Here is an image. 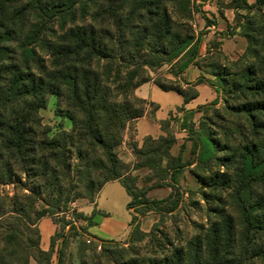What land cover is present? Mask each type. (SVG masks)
Returning <instances> with one entry per match:
<instances>
[{"label":"trees","instance_id":"trees-1","mask_svg":"<svg viewBox=\"0 0 264 264\" xmlns=\"http://www.w3.org/2000/svg\"><path fill=\"white\" fill-rule=\"evenodd\" d=\"M190 4L191 0H0V185L21 189L7 197L8 203L0 202V264H28L30 257L52 264L57 240L58 264H63L67 227L76 226L55 216L70 211L79 198L94 201L107 182H121L131 197L129 208H160L162 201H151L126 179L117 153L125 131L136 130L148 106L155 117L159 105L136 94L150 81L179 93L184 104L199 96L201 83L224 94L223 110L213 109L219 121L204 116L203 134L196 141L202 142V159L209 166V175L199 178L218 207L209 225L185 245H174L163 232L157 239L158 225L149 233L141 231L139 217L133 215L129 243L151 237L156 253L152 255L130 246L115 255L112 245L119 242L87 233L97 212L89 217L72 209L77 219L87 222L76 233L89 237L81 249V264H89L87 249L96 255V264H103L105 254L106 264H122L128 252L132 256L124 264H264V0L234 1L237 22L232 34L248 44L230 67L210 49L201 56L202 37L195 38L191 28L176 19L178 10L188 15ZM166 63L179 67L171 71L178 79H153L151 72ZM192 65L209 68L215 79L185 82L182 74ZM49 95L56 97L57 113L70 119L69 130L51 135L43 123L40 109L47 107ZM218 101L219 97L211 105ZM160 125L167 131L159 139L165 151L159 154L152 148L153 166L166 159V169L178 173L185 164L181 155L171 152L176 143L168 131L171 117ZM212 126L219 131H212ZM146 140L156 139L148 135ZM133 149L141 152L136 143ZM47 216L61 228L51 238L50 250L43 251L38 222Z\"/></svg>","mask_w":264,"mask_h":264},{"label":"rangeland","instance_id":"rangeland-1","mask_svg":"<svg viewBox=\"0 0 264 264\" xmlns=\"http://www.w3.org/2000/svg\"><path fill=\"white\" fill-rule=\"evenodd\" d=\"M214 3L212 6L215 12H212L211 7H207V2ZM235 0H191V11L185 16L183 11L178 10V14L175 15L176 19L186 25H188L192 32L195 34V38L202 37V41H205L210 46L212 55L218 57L221 56V63L226 64L228 67L231 63L237 60L242 54H240V47L238 44L234 47L228 48L230 54H225L220 50L221 40L224 38L227 41H236L234 31L235 24L237 22L235 17V9L233 8ZM253 2L254 0H250ZM233 9L232 24L227 27L224 20L221 19V29L218 30L217 17L220 18L226 8ZM264 13V7H263ZM223 12V13H222ZM245 14V11H241ZM209 21V23H208ZM213 25L215 26L214 28ZM210 27V28H209ZM214 31L213 33H211ZM240 36V35H237ZM242 37V36H241ZM244 38V37H243ZM213 42L218 43L219 47L215 48ZM208 51L204 54L206 56ZM239 55V56H238ZM209 60L205 63H208ZM204 63V64H205ZM233 67V66H232ZM179 67H174L172 64H164L155 72H151L153 79H178L171 71ZM204 72H208L209 68L202 67ZM153 82V81H151ZM184 86V84H183ZM185 87V86H184ZM206 85L200 86V96L187 104L188 108H194L197 105L204 104L208 92ZM217 90V89H215ZM137 91V90H136ZM141 97H146L148 101H153L159 104V108L155 113V117L151 115L153 107L148 106V113L146 117H143L137 121L136 130L132 131L127 129L124 133V141L118 148L117 153L121 162V168L126 176L127 180L137 186V192L145 193L151 201H162L160 208L154 210H148L138 205H133L130 208L128 204L131 200L125 187L120 181L114 180L107 182L99 191L97 197V204H92L93 200L90 198H79L71 204V210L67 213H60L55 216L57 221H71L72 225L76 226L69 230L67 227L66 233L69 236V243L66 251V264H81L82 252L84 248V242L89 243L87 235L76 236L78 227L84 226L87 222H83L82 219H77L72 209H75L77 213H90L93 214L95 209H101L106 211L107 215L104 218H98V225L91 227L90 231L104 238H115L119 245H112L115 255L120 252L121 248L127 247H140L142 255L156 254L152 251L153 242L151 237L145 239L139 244L133 245L129 243L131 238V226L130 234L126 237H118L123 230H129V222L132 220V216L139 217V226L141 231L149 233L158 225L159 231L156 235L157 239L161 240V233H167L170 240L174 245H185L191 240L193 236L202 232L204 227L209 225L210 219L213 218V209L218 207V203L213 202L210 197V189L203 187L199 176L209 175V167L207 159H202L203 148L202 142L196 143L199 136H202L203 130L201 128L203 117L208 115L215 122L219 120L214 115V107L220 109L224 108L225 102L224 94L218 93L219 101L216 104L211 105L212 102H208L205 105L197 107V112L193 115L182 107L184 99L175 91H165L158 87L156 84L146 83L138 92ZM177 110L174 114H170L171 110ZM182 112V113H181ZM181 113V114H180ZM40 115L45 125L51 128L50 134L53 135L60 130H69L71 127V121L65 117L64 114H58L56 110V97L54 95L48 96V105L45 108L40 109ZM171 117V125L168 127V131L175 135L176 143L173 146L171 152L175 157L181 155V162L185 164V167L181 168L180 172L173 173L166 169V159L164 163H159L155 168L154 157L151 156L152 148L159 149V154L165 151V146L159 140L163 135H167V131L163 130L160 122L161 120L169 119ZM184 119V120H183ZM186 129V131H183ZM193 129L194 131H191ZM212 131H219V129L212 126ZM150 135L155 141L146 140V137ZM221 135L218 134L217 137ZM222 137V136H221ZM136 143L138 151L135 152L133 145ZM156 160H159V156H156ZM155 165V164H154ZM213 169L217 168L214 166ZM129 178V179H128ZM179 188L181 194L177 192ZM14 193H21V189L16 184L0 185V202L8 203V198ZM206 195V196H205ZM208 195V196H207ZM210 195V197H209ZM224 199L228 200L227 193H223ZM179 201V205L174 210H169L171 206H174L176 201ZM95 201V200H94ZM42 201H39L38 206H42ZM97 212V211H96ZM34 218V216H32ZM59 225V229L61 225ZM157 228V229H158ZM121 244V245H120ZM91 245V244H87ZM139 245V246H137ZM100 251V248L97 250ZM97 253V252H96ZM95 254L90 249L86 252V261L89 264H96ZM130 252L124 256L122 264L131 258ZM114 260V256L111 257ZM107 255L105 254L102 259V263H107ZM113 264V263H112Z\"/></svg>","mask_w":264,"mask_h":264},{"label":"crops","instance_id":"crops-1","mask_svg":"<svg viewBox=\"0 0 264 264\" xmlns=\"http://www.w3.org/2000/svg\"><path fill=\"white\" fill-rule=\"evenodd\" d=\"M251 2V1H250ZM214 3H211L210 4V1L209 2H207V7H210V6H212ZM213 8V6L211 7V10H212V12H215V10L214 9H212ZM232 12H233V9H231V8H226L225 9V11H224V13H223V15L220 17V18H218L219 16L218 15H216V17H217V23H218V26H217V29L218 30H223V29H221V26H220V23H221V19L222 20H224L225 22H226V24H227V27H229V25H231L232 24V21H233V17H232ZM215 26L213 25V27L212 28H214ZM210 28V27H209ZM214 31H212L211 33H213ZM236 37V41H227V40H225L224 38H220V40H221V45H220V50H222V52L223 53H225L226 55L227 54H230V51L228 52L227 51V49L228 48H231V47H233V48H235L234 47V43H235V45H237L238 44V49H239V47L241 48L239 51H240V54H242L245 50H246V48H247V44H248V42H247V40H246V38H243V37H241V36H237V35H235ZM237 43V44H236ZM210 46L208 45V43H206L205 41H203L202 42V46H201V50H200V55L201 56H204V54L210 49L209 48ZM239 56V55H238ZM182 77H183V79L185 80V82H187V83H195L200 77H205L206 79H208V80H214L215 78H214V76H212L209 72H204L203 70H202V68H200V67H198V66H195V65H192V66H190V67H188L186 70H185V72L182 74ZM147 83H151V84H154L153 82H147ZM146 84V83H145ZM144 85V84H143ZM143 85H141L138 89H137V91L136 92H138V90L143 86ZM202 85H206L207 87H206V90H207V92H208V96L206 97V100H205V102H204V104H200V105H197L196 107H194V108H188L187 107V104H184L183 103V105H180V106H178V107H182V106H184V108L188 111V113H191V112H193V113H196L198 110H197V107L198 106H201V105H205V104H207L208 102H213L217 97H218V95H217V91L215 90V88L214 87H212L209 83H201V84H199L198 86H197V90H198V92H199V96H200V86H202ZM137 94V93H136ZM138 95V94H137ZM139 96V95H138ZM198 96V97H199ZM139 97H141V96H139ZM197 97V98H198ZM141 98H144V99H146V100H149V99H147L146 97H141ZM195 100V99H194ZM193 101V100H192ZM191 101V102H192ZM153 102V101H152ZM190 103V102H189ZM158 104V103H157ZM159 105V104H158ZM177 110V108L175 109V110H171L170 111V114H174V112ZM182 113V112H181ZM180 113V114H181ZM143 117H146V115L145 116H143ZM143 117H141V118H143ZM140 118V119H141ZM166 120V119H165ZM184 120V119H183ZM162 121V120H161ZM161 121H159V122H161ZM160 125V124H159ZM183 131H186V129H183ZM173 154V153H172ZM131 198V197H130ZM97 199H95V201H93L92 202V204H97ZM96 211H97V213H96V215L92 218V222H93V224L92 225H90V226H88V228H87V233L88 234H90V235H93V236H95V237H97V238H99V239H104V240H115V238H113L112 239V236H111V238H104V237H100V236H98L97 234H95V233H93V232H91L90 231V229H91V227H93V226H96V225H98V218H104V215H107V213H106V211H102L101 209H98V208H96L95 209ZM86 215H88L87 213H85ZM90 216H92V213H90L89 214V217ZM83 222H85V221H83ZM130 223L131 222H129V230H127V229H125V230H123V232L121 233V234H119L118 235V237H120L121 236V238H123V237H126V236H128L129 234H130ZM38 227H39V229H40V234H41V240H40V247H41V249L43 250V251H49L50 250V248H51V238L59 231V225L57 224V223H55V221L53 220V218H51V217H43L39 222H38ZM59 245H60V240H57V243H56V245H55V248H54V252H53V256H52V264H58V248H59ZM28 264H40L34 257H30L29 258V261H28ZM63 264H66L65 262L63 263ZM75 264V263H74Z\"/></svg>","mask_w":264,"mask_h":264}]
</instances>
